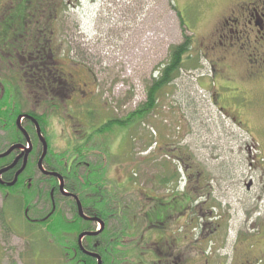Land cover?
<instances>
[{
  "label": "rangeland",
  "instance_id": "rangeland-1",
  "mask_svg": "<svg viewBox=\"0 0 264 264\" xmlns=\"http://www.w3.org/2000/svg\"><path fill=\"white\" fill-rule=\"evenodd\" d=\"M240 1L80 0L70 8L63 4L53 23L54 41L69 52L72 69L81 75L90 69L92 79H97L92 107L97 124L89 126L88 118L79 117L81 111L74 106L81 108L83 100L74 102L64 111L72 115L66 121L68 132L61 134L59 124L55 131L49 129L50 157L58 162L62 154L61 163H66L97 126L124 119L146 102L148 87L168 60L170 48L184 39L180 13L186 33L193 37V58L186 59L178 77L159 92L154 110L128 127L86 140L84 157L105 165L117 197L132 209L128 213L155 206L157 199L171 201L167 206L182 199L177 204L181 209L168 217L167 233L190 230L194 218L200 236L223 222L231 230L230 243L237 230L246 234L247 246L254 242L262 232L259 224L264 228V74L256 77L253 72L264 58V38L253 25H237L248 31L238 33L236 24L227 22ZM216 91L222 98L219 104L212 99ZM91 104L87 102L85 109ZM1 129L0 150H5L10 135ZM176 171L181 192L174 194L176 178L167 184L162 180H170ZM187 186L189 203L182 192ZM8 191L0 187V264H79L71 256L74 237L56 243L45 227L29 224L15 203L20 198L13 200ZM34 202L38 206L30 213L33 217L51 208L50 201ZM60 206L71 218L70 204L61 200ZM156 236L152 232L150 239ZM128 240L127 235L123 249L131 250L132 256L129 261L124 255L123 264H138L141 253L133 251Z\"/></svg>",
  "mask_w": 264,
  "mask_h": 264
},
{
  "label": "flooded vegetation",
  "instance_id": "flooded-vegetation-1",
  "mask_svg": "<svg viewBox=\"0 0 264 264\" xmlns=\"http://www.w3.org/2000/svg\"><path fill=\"white\" fill-rule=\"evenodd\" d=\"M78 2L80 0H0V110L5 116L4 123L0 124V128H2L1 131L10 135L9 146L5 150H0V153L6 152L14 145L22 144L24 146L23 148H16L6 157L0 158L1 161L3 160L0 162V171L9 168L0 175L2 182L0 187L3 190L8 191L16 186L20 177L29 172L27 171L29 163L35 164V170L32 173L34 176L27 178L29 182L38 180L40 176H37L36 173L39 170L45 177L41 178L42 184H46L55 178L60 185L57 176L45 174L39 169L38 162L43 152V143L38 135L37 123L48 144V152L43 166L48 172L60 173L64 178L65 186L69 182L71 173L77 171L74 169L76 164H72V160L63 163L67 168V177L60 171L50 168L58 166L61 162L51 161L49 129H58L57 125L59 124L61 134L68 132L66 128L69 125L66 124V121L72 119V115L70 113L64 115V111L70 110L74 102L78 104L82 100L85 104L81 108L78 105L74 106L81 111L79 117L88 118L89 126L97 124L93 117L94 111H92L93 100L96 96L94 83L97 79H92V71L86 69L83 75L87 78L84 80L83 75L71 68L69 52L67 53L61 46H56L54 41L56 31L53 23L61 15L60 7L67 3L66 6L70 8L72 5L77 6ZM231 11L232 13L226 20L236 24V32H248L245 28L253 25L257 33L263 35L264 38V0H242L236 3ZM240 24H244L246 27L239 29L237 25ZM223 36L224 34L221 35V37ZM226 38L232 39L228 36ZM222 42L224 43L223 40L219 43ZM256 65L259 67L254 70L253 76L262 77L264 58L258 60ZM212 99L216 104H219L222 98L220 93L216 91ZM87 102H92L88 110L85 109ZM221 108L223 111L225 110L224 107ZM19 116L22 118L18 124ZM13 117L14 120H8V118L13 119ZM6 119L8 122L5 121ZM20 125L28 135L20 129ZM95 129H98V126ZM88 133L86 134L89 135L92 132ZM29 148L30 150H27ZM81 163L85 169L90 166L89 161L83 160ZM174 178L177 182V192L174 194L180 193V178L179 176H172V179ZM14 181L16 182L14 185H9ZM187 189L182 192L183 196L189 199L192 196L186 195L190 186ZM65 190L77 195L68 191L66 187ZM8 192L12 193V191ZM59 192L62 193L60 188ZM63 195L67 198L66 202L70 204L69 210L72 212V217L67 216V218L74 220L75 211L80 216L77 199L73 195ZM77 196L81 201L79 195ZM147 197L152 198L150 195ZM186 198V203H189ZM56 199L55 189H52L51 208L56 207ZM180 200L182 199L174 200V204L171 203L170 206H167L166 204L171 201L167 203L157 199L155 206H143L136 208L134 213H128L127 230L128 239H130L128 244L129 247H134L133 251L138 249L141 253L140 256H137L140 258L138 264H264V228L262 224H259L262 228V230L260 229L261 235L258 238H253L254 242H250L248 246L246 234L244 235L238 230L233 240L235 242L230 243L231 230L223 222H218L214 229L209 230L210 232H207L206 235L200 236L198 221L192 218V223H195V226L190 230L180 229L167 233L166 222L173 211L181 209L177 206ZM82 206L86 216L97 217L104 222L98 216L89 215L85 211L83 203ZM50 209L40 210L41 214L45 213L42 218L31 216L29 208H25L24 216L29 224L38 223L37 225L41 226L40 221L46 220L50 214ZM128 209L130 208L128 207ZM26 210H28L27 213ZM181 214H183V210ZM82 219L88 222L86 227L91 228L82 232H99L97 235H93L96 237L94 242L88 239L92 236H85L82 240L83 247L88 252L99 254L104 264V259L100 254L102 240L98 236L103 232L106 223L104 222V227H102L100 222ZM97 224H100V228H97ZM36 229L39 227L32 230ZM152 232L157 235L154 239H150ZM80 234L77 235L75 253L80 251L83 254V261L87 262L86 257H89L94 259L97 264V258L87 254L79 246ZM128 256L130 261L131 250L128 252Z\"/></svg>",
  "mask_w": 264,
  "mask_h": 264
},
{
  "label": "trees",
  "instance_id": "trees-1",
  "mask_svg": "<svg viewBox=\"0 0 264 264\" xmlns=\"http://www.w3.org/2000/svg\"><path fill=\"white\" fill-rule=\"evenodd\" d=\"M181 24L184 27V39L181 43L173 45L170 48V54L168 60L164 63L161 68L159 75L152 79V84L148 87L146 102L140 105L135 111L129 113L124 119H112L107 121L104 125L98 127L97 132L90 134V137L85 139L83 143L77 144L75 146L76 155L72 156V164H76L77 171H73L69 177V182L66 183V189L72 191L79 195L85 211L91 216H98L104 220L106 223L103 232L98 236L102 240V247L100 249V254L104 259V264H123L124 255L127 256V249L125 247L124 240L128 235V204H125L123 200L117 197L116 192L112 187V179L107 178L106 167L104 164L98 161L90 162L88 168L83 167L84 157V147H86L87 141L94 139L96 135L101 136L105 134L106 131L112 132L115 127L123 128L128 127L129 124L136 121L137 119H143L146 112H151L155 109L158 103L159 92L168 84L173 82L181 72L186 59H192L193 55L189 54L193 48V37L186 33L187 26L181 16ZM3 116V118H2ZM5 119L4 113L0 110V124L4 123ZM8 118L9 121L14 120ZM6 119L5 121L8 122ZM105 137V136H104ZM80 155V156H79ZM58 162H62V154L57 157ZM60 160V161H59ZM3 161V160H2ZM0 160V162H2ZM53 162H57L56 158L51 159ZM61 164V165H60ZM58 166H52L51 169H55L63 173L66 177L68 176L67 168L63 163ZM79 169V170H78ZM35 170V164L29 163L27 171L23 176L20 177L19 182L15 187L10 189L14 192L10 194L13 198H20L19 201H15L20 210H25L29 208V212L32 214L34 210L37 209L38 204L34 202L35 199L48 202L51 199L52 189H55L56 207L50 209V214L44 221H40V225L48 230V234L55 238L56 243H62L66 241L68 236H72V247L77 248V235L80 234L87 228L86 222L82 219L77 212L74 213V220H68L66 212L60 206L61 200H67L65 195L59 192L58 180L52 178L46 185L42 184L41 178H45L42 174L38 177V180L29 182L27 178L34 176L32 174ZM174 176H179L178 171L173 173ZM172 176H170L171 178ZM50 179V178H48ZM172 179V178H171ZM170 179V180H171ZM170 180L166 177L162 180V183L167 184ZM9 196V197H10ZM187 196V195H186ZM186 198V197H185ZM61 199V200H59ZM188 202L192 201V197L186 198ZM9 200V199H8ZM42 218L44 214L40 215ZM31 230V229H30ZM97 237V238H98ZM91 242L96 239L95 236L89 237ZM68 240V239H67ZM94 245V244H92ZM72 249L71 256L75 260H80L79 264H96V261L92 258L86 257L87 262H82L83 254L79 251L75 253ZM119 258H122L119 260ZM74 260V261H75Z\"/></svg>",
  "mask_w": 264,
  "mask_h": 264
},
{
  "label": "water",
  "instance_id": "water-1",
  "mask_svg": "<svg viewBox=\"0 0 264 264\" xmlns=\"http://www.w3.org/2000/svg\"><path fill=\"white\" fill-rule=\"evenodd\" d=\"M21 118H22V117L19 116V118H18V124L20 123ZM34 120H35V119H34ZM35 121H36V120H35ZM36 123H37V121H36ZM37 126H38V135L40 136V140H41L42 143H43V152H42V155H41V157H40V159H39V162H38L39 169H40L42 172H44L45 174H52V175L57 176V177L59 178V180H60V185H59L60 191H61L63 194H66V195H73V194H71V193H69V192H67V191L65 190L64 178H63V176H62L60 173H58V172H48V171L45 170V168H44V166H43V162H44L45 157H46L47 152H48V144H47L46 139H45V138L43 137V135H42L41 128H40V126H39L38 123H37ZM20 129H22V131H23L25 134H27V132L25 131L24 128L21 127V125H20ZM27 135H28V134H27ZM28 142H29V141H28ZM23 147H24V146H23L22 144L14 145V146H12L9 150H7L6 152H4V153H0V158L6 157L7 155H9V154H10L14 149H16V148H23ZM27 150H30V148L27 149ZM26 160H27V159H26ZM7 169H9V168H6V169L0 171V175H1V173H2L3 171H5V170H7ZM16 179H17V178H16ZM16 181H17V180H16ZM0 183L2 184L1 181H0ZM15 183H16V182L14 181V182L10 183L9 185H14ZM73 196H74V198L77 199V202H78V209H79V214H80V216H81L82 218H85V219H91V220H93V221L100 222L101 226L104 227V222L101 221L99 218H90V217L86 216V215L84 214L83 206H82V203H81V201L79 200L78 196H77V195H73ZM27 212H28V210H26V213H27ZM98 233H99L98 231H96V232H92V231L82 232V233L79 235V246H80L81 249L84 250L87 254H89V255H91V256H93V257H96L97 260H98V263H97V264H103V263H102L101 256H100L99 254L91 253V252L86 251V250L84 249V247H83V244H82V240H83V238H84L85 236H93V235H97Z\"/></svg>",
  "mask_w": 264,
  "mask_h": 264
},
{
  "label": "bare ground",
  "instance_id": "bare-ground-1",
  "mask_svg": "<svg viewBox=\"0 0 264 264\" xmlns=\"http://www.w3.org/2000/svg\"><path fill=\"white\" fill-rule=\"evenodd\" d=\"M7 122V121H6ZM1 140V139H0Z\"/></svg>",
  "mask_w": 264,
  "mask_h": 264
}]
</instances>
